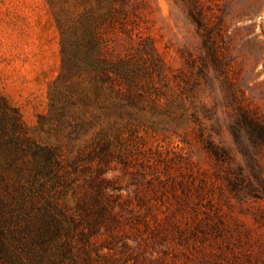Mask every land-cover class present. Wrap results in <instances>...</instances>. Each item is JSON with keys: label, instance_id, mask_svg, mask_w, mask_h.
<instances>
[{"label": "rangeland", "instance_id": "rangeland-1", "mask_svg": "<svg viewBox=\"0 0 264 264\" xmlns=\"http://www.w3.org/2000/svg\"><path fill=\"white\" fill-rule=\"evenodd\" d=\"M89 8L102 60L126 57L130 87L82 65ZM0 96L60 166L30 184L17 170L41 157L0 165L22 226L66 217L89 264H264V142L237 125L239 108L264 123V0H0ZM99 166L116 221L87 251L67 216L92 222Z\"/></svg>", "mask_w": 264, "mask_h": 264}, {"label": "trees", "instance_id": "trees-1", "mask_svg": "<svg viewBox=\"0 0 264 264\" xmlns=\"http://www.w3.org/2000/svg\"><path fill=\"white\" fill-rule=\"evenodd\" d=\"M117 5L122 8L124 4ZM109 7L113 8L114 4H109ZM89 10L91 9L80 12L76 18L80 27L78 41L82 65L86 68L87 73L94 71L96 74L101 73L104 76H109L108 73L110 76L114 74L119 78L121 85L130 87L133 79L128 72L130 63L126 57L119 56L117 60L108 64L102 60L100 54L103 48L102 34L96 25L98 23L96 18L89 17ZM61 54L62 67L67 70L70 63L67 59V50L62 43ZM238 113L237 125L239 128L244 129L243 132L255 138V144H258L259 141L264 142V123L257 121L253 117L252 111L239 108ZM21 129L24 130L18 112L0 96V165L12 166L22 152H29L39 159L41 157L42 166L40 164L39 166H31L29 171L26 169L17 170L20 174L19 179L24 177L30 184L35 181L40 184L42 177L49 175L50 179L60 166H49L48 159L45 157L44 160L42 157L48 155L45 152L49 153V149L33 142L24 133V135H19L17 132ZM236 131L237 129L232 126L231 132L235 139L238 137ZM53 162L58 164L56 160ZM96 171V176H91L89 180L91 187H93L92 195H90L94 215L92 222L77 218L74 214L67 216V219L73 224L72 228L77 229L78 226H81L76 232L84 239L87 251H89L87 242L90 236L98 231L100 225H107L102 227L109 232L111 229L110 222L115 223L116 221L115 215L110 211L113 200L104 190L105 186H109V181L100 176L103 173L100 166ZM93 182H95L94 186ZM9 191L7 184L3 183L0 187V264H34L33 259L30 258L32 255L38 257V262L45 264H89L90 251L83 255L77 254L72 247L73 236L64 235L66 229H64L63 223L67 221L66 217L29 218L24 220L22 226V219L18 214L22 212L21 201ZM46 209L49 210V208ZM21 228L25 231L20 230ZM67 228L69 229V226ZM32 229L38 231L34 233Z\"/></svg>", "mask_w": 264, "mask_h": 264}]
</instances>
